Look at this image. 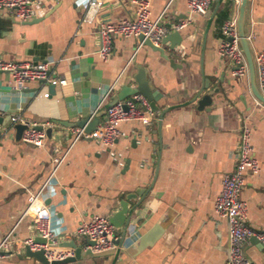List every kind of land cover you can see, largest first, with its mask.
I'll list each match as a JSON object with an SVG mask.
<instances>
[{
    "label": "crops",
    "instance_id": "obj_1",
    "mask_svg": "<svg viewBox=\"0 0 264 264\" xmlns=\"http://www.w3.org/2000/svg\"><path fill=\"white\" fill-rule=\"evenodd\" d=\"M34 1L42 8L37 19L43 18L34 24L0 11V60H50L51 76L66 84L45 99L40 95L48 87L42 83L15 91L0 72V238L13 231L10 254L0 264H39L19 253L35 235V223L25 215L27 199L43 188L59 243L81 241L74 236L80 223L109 219L127 196L135 206L125 234L115 230L114 257L72 264H226L227 224L213 205L223 176L234 169L244 128L258 171L245 174L239 198L247 207V227L264 231V105L251 94L248 77H234L231 61L217 54L225 40L221 27L236 21L241 0H215L205 14L192 16L186 0H150L151 22L164 27L191 19L172 53L169 42L160 44L175 67L134 38L116 37L107 61L98 56V25L133 19L139 0H95L101 2L96 12L88 9L90 0ZM244 31L254 61L264 53V0H248ZM137 67L161 95L158 110L150 111L147 123L118 125L111 148L116 158L89 139L74 142L75 128L67 123L96 115L103 124L104 109L124 86H135ZM205 80L208 90L219 92L201 112L195 97ZM13 117L36 127L64 123L57 127L60 145L16 141ZM60 153L65 158L53 172ZM245 254L264 264L261 245L248 242Z\"/></svg>",
    "mask_w": 264,
    "mask_h": 264
},
{
    "label": "built area",
    "instance_id": "obj_2",
    "mask_svg": "<svg viewBox=\"0 0 264 264\" xmlns=\"http://www.w3.org/2000/svg\"><path fill=\"white\" fill-rule=\"evenodd\" d=\"M215 0H186L189 14H205L210 4ZM150 0H139L133 3L134 18L121 20L116 23H100L96 30L99 39L98 56L101 60L107 61L112 54V41L116 37L123 39H137L142 36L153 46L158 47L161 39L169 30L157 22H151L147 19L148 6ZM101 6V2L90 0L88 9L96 12ZM41 4L34 0H0V11L14 17L20 22H29L40 16ZM180 22L172 26V31L182 30L190 21ZM225 40L219 45L217 54L220 57L228 58L233 66L232 74L236 78L247 77L248 68L238 44L236 21H228L221 27ZM141 45V43L139 44ZM254 70L257 90L264 98V53L256 55L254 61ZM53 62L45 60L42 62H5L0 60V72L7 75V83L15 91H23L29 82H40L46 88L49 86H64L65 79H59L51 76ZM47 99L49 93L47 90L40 95ZM259 105H262L256 100ZM149 103L140 94H135L127 99L118 101L106 109V122L100 124L90 133L84 129H74V142L80 139H92L100 146L104 153L116 158L111 148L119 137L117 127L120 123L128 121H141L147 123L149 116ZM11 124L20 122L27 126V129L21 135V142L41 148L46 142L45 133L36 129V126L23 121L20 118L10 119ZM0 125V135L2 133ZM252 147L249 143V131L244 128L240 134V151L236 158L234 169L231 173L223 176L221 189L218 193L213 210L215 214L225 219L227 224L228 256L226 264H253L243 252V246L248 243L250 238H255L264 246V231H253L249 229L246 221V204L240 200L239 194L244 185V176L247 173H256L258 171L257 162L252 156ZM66 153H60L53 159V172L63 162ZM119 165H122L119 163ZM43 190L36 194H30L27 199L25 215L33 219L35 223V235L43 238L46 242L43 245L34 244L33 237L24 240L21 248L25 246L31 251L43 250L45 259L51 262H59L70 256L72 251L69 249L60 250L57 247L59 238L50 228L51 213L44 204ZM74 236L80 239H86L93 243L89 249L93 252H102L110 250L115 246L117 237L114 227L109 223V219L103 216H96L89 221H84L78 225ZM13 231L8 232L0 238V260L9 256V247L12 242ZM51 245V246H50Z\"/></svg>",
    "mask_w": 264,
    "mask_h": 264
},
{
    "label": "water",
    "instance_id": "obj_3",
    "mask_svg": "<svg viewBox=\"0 0 264 264\" xmlns=\"http://www.w3.org/2000/svg\"><path fill=\"white\" fill-rule=\"evenodd\" d=\"M248 0H241L238 6V14L236 18V32H237V38H238V44L242 51V54L244 56L247 68H248V82L251 94L253 97L260 102L262 105H264V98L260 96L257 85H256V78H255V70H254V63L253 59L250 53L249 45L246 40V35L244 31V25H245V17H246V9H247ZM14 19V17H12ZM43 18L34 19L29 22H22L23 24L29 25L34 24L39 21H41ZM161 25V22H159ZM166 29L169 30V32L162 37L161 39V45H165L167 42H169V52H173L174 48L178 45H180L181 36L179 34V31H172V25L167 23L164 26ZM138 43L142 46L148 47L152 52H157L160 57L164 60H167L171 67L178 66L174 63L172 59L168 57L164 53V49L161 48V46L155 47L153 46L148 40H144L142 36L138 38ZM132 80L135 84L134 87L124 86L122 88V91L116 96L113 103L107 106L104 110V115L106 114V109L113 105L114 103L118 101H122L124 99H127L135 94H140L149 103V110L151 112H156L158 110V107L156 106V103L160 100L161 95L155 93V90L153 89V86L150 85L146 78L144 71L137 67V73L132 77ZM55 90V86H49L48 92L51 95ZM205 90H207L205 93H203ZM219 92L218 88H214L211 90H208V81H204V85L201 87L199 92L197 93L195 100H196V109L198 111H204L206 108H209L211 106L212 97L213 95L217 94ZM11 119V118H10ZM9 119V120H10ZM106 122V119L104 120ZM100 124V116L93 115L92 117H86L84 119H80L79 121H76L75 123H67L69 127L73 128H79L84 129L86 133H90L93 130L96 129V127ZM66 125V126H67ZM58 126H64V123L61 122H51V125L46 127H36L38 130H42L45 133L46 140L53 141L57 143V145H60V140L63 138L62 134L57 133V127ZM12 129L15 131V140L21 141V135L23 132L27 129V126L24 124H21L20 122H15L12 124ZM92 141V139H89ZM130 197L127 196L125 200L119 202V210L112 215V217L109 218V223L114 227L116 231H119L122 235L125 234L126 228L129 224L131 215L135 209V206L131 205L129 203ZM62 237V235L57 236ZM45 240L39 236L34 235L33 237V243L34 244H45ZM249 243L253 242L255 244H259L262 247H264L262 244H260L255 238H250ZM93 243L86 239H81V241L71 240L70 242L65 243H58L57 247L52 248H58L60 250H66L69 249L72 251V256L59 261V262H51L49 263L44 255L43 250L38 251H31L28 247L22 248L21 252L19 253L20 258L25 257L29 260H34L39 264H72V263H79V262H85L89 260L94 259H108L110 257L115 256V247L111 248L107 251L102 252H93L89 249V246H91ZM247 244L243 246V252L245 254ZM246 255V254H245ZM108 264V263H107Z\"/></svg>",
    "mask_w": 264,
    "mask_h": 264
}]
</instances>
